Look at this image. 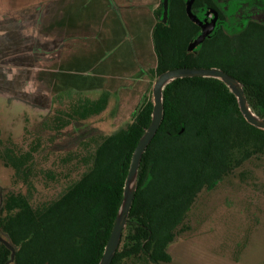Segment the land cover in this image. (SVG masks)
Instances as JSON below:
<instances>
[{
	"label": "trees",
	"instance_id": "obj_1",
	"mask_svg": "<svg viewBox=\"0 0 264 264\" xmlns=\"http://www.w3.org/2000/svg\"><path fill=\"white\" fill-rule=\"evenodd\" d=\"M188 1L169 0L166 22L163 0L154 12L155 76L184 67L219 68L244 85L251 109L264 119V0L228 11L218 0H195L192 12L199 20L205 13L214 18L213 11L218 20L192 51L188 48L202 30L188 17ZM226 11L237 15V32L227 30ZM71 98L65 109L57 108L37 128H25L18 139L0 137V163L11 174V186L0 191V264H99L102 259L153 103L146 99L125 129L102 135L89 124L105 111L106 95ZM163 105L164 119L142 157L112 264L170 263L169 246L187 229L200 194L235 176L245 163L264 159V131L246 122L220 80H175L163 91ZM70 131L72 149L59 147V138Z\"/></svg>",
	"mask_w": 264,
	"mask_h": 264
},
{
	"label": "rangeland",
	"instance_id": "obj_2",
	"mask_svg": "<svg viewBox=\"0 0 264 264\" xmlns=\"http://www.w3.org/2000/svg\"><path fill=\"white\" fill-rule=\"evenodd\" d=\"M218 1L228 11L243 0ZM160 3L0 0V137L18 139L77 95H106L105 111L89 124L99 134L131 124L144 101L153 100ZM227 11V30L237 32L239 19ZM66 133L58 146L70 150L73 135ZM10 176L0 163V191L11 186ZM186 224L166 264H264V159L201 193Z\"/></svg>",
	"mask_w": 264,
	"mask_h": 264
},
{
	"label": "water",
	"instance_id": "obj_3",
	"mask_svg": "<svg viewBox=\"0 0 264 264\" xmlns=\"http://www.w3.org/2000/svg\"><path fill=\"white\" fill-rule=\"evenodd\" d=\"M195 0H189L186 5V12L189 19L201 27V34L198 38L190 44L189 51L194 50L196 47L201 45L206 38L214 30L217 20L218 13L213 11L214 18L208 22L203 23L197 16L192 12V7ZM164 8V22L168 19L169 12V0H163ZM184 78H212L217 79L223 82L227 88L232 92L236 97L240 112L246 122L251 126L264 131V119L257 116L251 109L247 97L244 91V85L233 76L224 72L219 68H177L173 70H168L162 73L156 80L153 86V111H152V120L150 126L145 131L144 135L141 137L134 153L132 156L129 172L125 181L124 187V198L122 206L117 215L115 225L111 232L108 243L105 247L104 254L102 256L99 264H112L114 256L118 250L122 239V233L124 228L127 225L131 207L135 198V194L138 187V174L139 168L142 161V157L147 151L148 146L151 144L152 140L156 136L162 121L164 119V105H163V91L167 85L178 79ZM2 199L0 197V204ZM8 244L7 242H5ZM15 258V251L12 252V257L10 262L13 263Z\"/></svg>",
	"mask_w": 264,
	"mask_h": 264
},
{
	"label": "flooded vegetation",
	"instance_id": "obj_4",
	"mask_svg": "<svg viewBox=\"0 0 264 264\" xmlns=\"http://www.w3.org/2000/svg\"><path fill=\"white\" fill-rule=\"evenodd\" d=\"M249 3L250 2H247V0H243L242 1V5H244V4L248 5ZM231 15H232V11H231ZM212 19H213V16L212 15H210V14L209 15H206V13H205V16L201 19V21L205 24V23L210 22Z\"/></svg>",
	"mask_w": 264,
	"mask_h": 264
}]
</instances>
